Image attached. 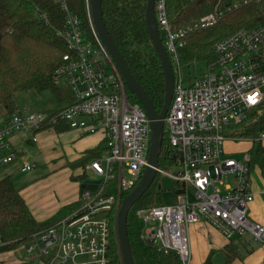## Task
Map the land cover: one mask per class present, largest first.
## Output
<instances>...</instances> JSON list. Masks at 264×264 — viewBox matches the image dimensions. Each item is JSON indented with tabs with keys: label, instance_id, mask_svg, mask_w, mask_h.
Masks as SVG:
<instances>
[{
	"label": "built area",
	"instance_id": "2783aa9c",
	"mask_svg": "<svg viewBox=\"0 0 264 264\" xmlns=\"http://www.w3.org/2000/svg\"><path fill=\"white\" fill-rule=\"evenodd\" d=\"M65 23L58 35L68 51L62 56L54 80L69 86L75 102L53 114L17 108L0 127V167L18 159V150L8 140L14 132L55 128L68 123L84 133L100 132L107 149L86 164L98 182L86 187L81 204L44 230L33 234L25 245L29 261L43 264H108L112 231L117 234V215L122 194L131 191L148 165L151 127L140 103L128 97L126 83L107 48L89 22L93 37L82 28L80 18L67 0H58ZM239 1L234 3L237 7ZM155 14L165 34V48L180 65L179 48L198 27L216 23L221 13H211L183 28L172 26L166 0L155 1ZM215 60L207 74L186 87L180 76L165 116L164 129L174 150L179 171L162 173L176 181L179 200L139 209L144 223L141 237L159 251L176 252L182 264H190L189 226L206 221L226 238L250 234L264 243V223L250 219L254 199L250 188V153L231 155L227 142L252 138L239 134L251 111L263 112L264 25L242 28L214 43ZM264 141V130L256 136ZM34 163H25L29 171ZM126 171L127 175L124 174ZM116 181L117 191L105 193ZM192 196V199H191ZM107 213V214H104Z\"/></svg>",
	"mask_w": 264,
	"mask_h": 264
},
{
	"label": "trees",
	"instance_id": "16d2710c",
	"mask_svg": "<svg viewBox=\"0 0 264 264\" xmlns=\"http://www.w3.org/2000/svg\"><path fill=\"white\" fill-rule=\"evenodd\" d=\"M237 1L239 5L235 7ZM67 2L70 10L80 18L85 33L93 37L89 22V0ZM147 2L102 0V14L105 26L129 69L160 112L165 99V75L146 27ZM166 4L170 22L176 29L188 26L208 14L222 12L213 25L198 27L188 34L186 43L179 48L180 63L206 60L210 64L216 57L214 43L217 40L242 28L264 25V0H166ZM64 23L65 11L58 0H0V104L5 106L9 116L17 109L15 97L21 91L33 90L40 94L51 92L56 106L48 110L49 115L75 102L69 86L54 80L55 70L68 51L65 41L58 35ZM158 31L165 46V34L159 26ZM167 53L173 64L172 55ZM127 91L132 102L140 103L133 92ZM262 108L261 114L256 110L251 111L239 133L253 139L249 152L251 169L257 163L264 165V141L256 139L258 133L264 130V104ZM67 128H70L68 123L55 126L60 132ZM43 129L45 127L34 131V134ZM106 149V139L103 138L96 147L69 162V166L84 168ZM20 153L18 151V157ZM159 162L160 166L162 163L175 162L174 150L168 143L165 129ZM4 167H0V170ZM158 174L128 213L127 231L133 259L135 264H182L176 252L159 251L156 244L141 237L144 223L137 212L156 204L155 196L161 189ZM116 186L113 180L102 195L115 193ZM129 192L123 193L122 198ZM80 204L81 200L66 204L50 218L39 221L10 175L0 177V253L27 245L34 233L46 229ZM108 259V264H123L118 236L114 231L110 238Z\"/></svg>",
	"mask_w": 264,
	"mask_h": 264
},
{
	"label": "crops",
	"instance_id": "0c3cea01",
	"mask_svg": "<svg viewBox=\"0 0 264 264\" xmlns=\"http://www.w3.org/2000/svg\"><path fill=\"white\" fill-rule=\"evenodd\" d=\"M8 116L7 111H1L0 127ZM15 133L10 134L8 140L19 152L21 151L18 159L13 162L20 163L25 148L21 146V141ZM36 137V140H33L32 136L27 141L38 145L41 154L48 148L46 153L49 158L46 165L49 173L36 174L19 189L34 217L39 221H44L53 216L62 206L80 201L85 188L81 192L80 185L74 184V181L79 180L78 177L82 174L87 176V173L91 175L92 173L86 166L71 168L69 162L77 160L87 150L100 144L103 136L100 132L84 133L75 128H67L61 132L55 128H45L38 132ZM22 164L24 165L25 162ZM61 172L65 175L62 174L57 182H53V187H49L47 183L51 182L50 179L55 178ZM175 188H173L175 193H178ZM250 188L254 193V199L249 204L248 216L254 221L264 223V165L257 163L251 169ZM170 195H165L168 202L172 198ZM173 200V203H177L179 196ZM244 236V234H234L228 239L218 228L206 221L191 224L189 226L190 264H264V243L255 240L251 235L250 238ZM17 249L0 253L2 264H43L40 259L27 260L25 246L16 252Z\"/></svg>",
	"mask_w": 264,
	"mask_h": 264
},
{
	"label": "water",
	"instance_id": "95a60500",
	"mask_svg": "<svg viewBox=\"0 0 264 264\" xmlns=\"http://www.w3.org/2000/svg\"><path fill=\"white\" fill-rule=\"evenodd\" d=\"M155 1L156 0H148L147 2L145 22L153 45L160 57L165 75V99L160 112L155 109L150 97L132 74L125 59L111 38L103 20L102 0H89L94 28L122 74L127 89L133 92L146 111L151 127L148 165L138 183L123 197L117 215V236L123 264H135L128 238L127 217L130 207L141 198L157 176V171L160 166L159 153L163 141L165 116L170 106L175 88V74L172 62L158 31V23L155 14ZM159 188H161V184L159 185Z\"/></svg>",
	"mask_w": 264,
	"mask_h": 264
},
{
	"label": "rangeland",
	"instance_id": "374dc122",
	"mask_svg": "<svg viewBox=\"0 0 264 264\" xmlns=\"http://www.w3.org/2000/svg\"><path fill=\"white\" fill-rule=\"evenodd\" d=\"M172 65H173L175 78L177 79L181 76L184 86L189 87L195 81V79L202 78L207 74L209 63L206 60H192L188 62L181 61L180 65H178L176 62H173ZM261 89L264 91V85L261 86ZM55 103L56 102L53 99V95L49 91H45L44 93H41V94L33 90L21 91V92H18L15 97V104L17 108L27 109L32 112L40 111L45 114H48V110L53 109L56 106ZM0 110L6 111L5 106L0 104ZM1 111H0V114H1ZM45 128H47V126H45ZM15 135H17L18 138L20 139L21 146L25 148V153L22 155V161L20 163L15 162V163L9 164L8 166L2 168L0 170V177H5L7 175H10L12 181L19 188L21 186H24L30 180V178L35 176L36 174L44 173L45 175L49 173L48 167L46 165V161L49 157L46 153L48 148H46V150H44V152H42L41 154V151L38 145L28 143L27 140L31 139V137L33 136V133L25 131V130H21V131L16 132ZM251 146H252V141L250 140L239 141V142H227L226 144V148L228 152L234 157H238V158H242L246 153L250 152ZM38 152H39V155H38ZM22 162L23 163L24 162L34 163L35 167H33L29 171H22L20 169V167L23 165ZM160 167L167 170L169 173H175L179 171V167L175 164H163L162 163ZM62 174L65 175L64 172H61V173H58L55 176V178H51L50 179L51 182H48L47 185L49 187H53L54 185L53 182H57L58 179L61 178ZM124 174L127 175L126 171L124 172ZM158 175H159V182L161 184V189H159L156 193L155 202L157 204L173 203L174 202L173 198L177 199V196H178V193H175L173 189L176 186V181L173 178L165 174L159 173ZM81 176H83L82 179H79V180L77 179V181H74V184L80 185L79 187L81 189V192L86 187L93 189L92 185H95V183L98 182V178L91 175L90 173H87V176L86 175L84 176V174ZM72 180H75V179L72 178ZM166 194H171L170 196H172V198L169 199L170 202L166 200L167 198V197L165 198ZM191 199H192V196H191ZM104 214H107V213H104ZM244 235H245L244 236L245 238H250L249 234H244ZM23 248L24 246H22L21 248L19 247V249L15 251L17 252L18 250H22Z\"/></svg>",
	"mask_w": 264,
	"mask_h": 264
}]
</instances>
